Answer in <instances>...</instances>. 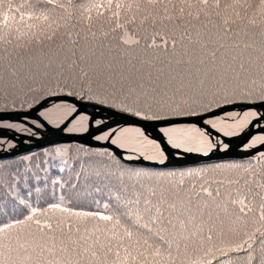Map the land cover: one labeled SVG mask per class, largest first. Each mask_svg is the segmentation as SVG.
I'll list each match as a JSON object with an SVG mask.
<instances>
[{
	"label": "snow or ice",
	"instance_id": "obj_1",
	"mask_svg": "<svg viewBox=\"0 0 264 264\" xmlns=\"http://www.w3.org/2000/svg\"><path fill=\"white\" fill-rule=\"evenodd\" d=\"M158 19L207 21L225 34L244 23L250 32L264 37V0H0V70L19 78L35 67L24 64L22 69L17 68L24 53L43 51L59 41H66L73 48L80 46L82 38H119L129 43L124 34L130 27H142ZM251 47L244 45L245 49ZM59 54L58 51L56 56ZM71 55L76 56L75 51ZM210 55L216 57L215 52ZM258 55L262 65L259 84L251 75L256 68L253 53L249 52L243 61L233 57L231 62H225L221 79L235 76L240 80L248 74L243 88L220 85L221 91L212 93L210 102L199 107L172 109L163 117L152 112L151 106L134 108L127 96L120 99L115 92L109 94L91 87L67 92L61 89L62 95L54 92L48 95L50 89L33 87L31 101L26 100L19 108L13 106L11 111L0 107V264H41L33 256L37 249L40 254L46 251L53 256V259L44 258L46 264H81L83 253L87 252L95 264H177L180 254L185 259L179 264H213V261L222 264L217 252L235 264H264V182L255 178L251 164H227V170L242 171L247 178L237 176L217 183L239 186L243 179L253 198H260L258 218L249 217L251 201L241 196L230 201L237 206L238 214H229L228 204L216 205L228 217L227 224L219 213L214 218L207 205H194L190 195H181L184 178L199 173L144 170V161L165 165L171 149L176 150L171 153L176 158L183 154L209 157L213 152H227L233 141L225 143L222 136L242 138L240 146L244 151L255 149L251 160H264V48L258 50ZM54 62L48 57L45 67H51ZM59 66L65 65L61 62ZM41 75L46 77L48 73ZM81 75L86 78L88 72L82 70ZM203 83L201 80V94ZM52 96L57 97L55 102ZM101 109L119 110L142 120H171L176 116L190 126L179 127L176 122H170L154 138L140 126H104L106 118H96ZM89 125L99 129L93 137L95 140L107 141L130 154L90 152L83 147L73 151L50 142L51 151L41 153L46 159L37 164L30 153L17 151L23 142L11 144L16 140L15 133H29L31 139L45 129L54 135L71 134L86 132ZM69 155L75 173L73 186L81 181L91 185L105 201L103 204L90 210L73 209L45 199L61 185L62 169L58 163H67L63 158ZM222 167L217 164L209 170ZM201 188L203 194L213 196L208 188L203 185ZM216 194L219 195V189ZM53 211L79 221H91L92 226L81 232L79 226L60 227L58 223L61 236L57 248L55 235L45 239L53 225L47 220L41 225L40 219H34L47 217ZM249 221L253 225L251 231L247 230ZM29 222L37 226L39 235L26 233L20 227ZM189 225L194 227L190 230ZM225 232L235 237L243 232V236L221 240V246L217 247L214 238ZM58 253L66 258H57ZM230 253L235 256H229ZM73 254L81 259L73 260Z\"/></svg>",
	"mask_w": 264,
	"mask_h": 264
},
{
	"label": "trees",
	"instance_id": "obj_2",
	"mask_svg": "<svg viewBox=\"0 0 264 264\" xmlns=\"http://www.w3.org/2000/svg\"><path fill=\"white\" fill-rule=\"evenodd\" d=\"M257 20L259 22L260 17H257ZM86 31L85 29V35ZM128 32L139 39L137 44L129 45L119 38H109L107 40L82 38L80 46L77 48H73L66 41H59L55 46L46 48L43 51L24 53L17 63V68L22 69L24 64L35 65V67L33 71L24 72L19 78L12 77L7 70H0V75L3 76V81L0 82V107H7L11 111L13 106L19 108L26 100L31 101L33 94L30 89L33 87L50 89L48 95L53 92L62 95L61 89L67 92L79 91L82 87H91L109 94L115 92L120 99L127 96L131 107L147 108L151 106L152 112L163 117L169 115L172 109L199 107L210 102L213 99L212 93L221 91L220 85L229 89L236 86L243 88L248 80V74H245L240 80H237L235 76H225L221 79V76H223L225 62H231L233 57H240L243 61L247 58L249 52L253 53L256 63V68L251 74L252 78L257 81V84L260 83V67L262 65L258 50L264 48V37L259 33L250 32L244 23L235 27L232 32L225 34L221 28L213 27L207 21L188 23L186 21L169 22L165 20L161 22L158 19L157 22H149L142 27H130ZM125 37L124 34V39ZM245 44L252 47L245 49ZM60 49H63V51H60ZM58 51L60 54L57 57L56 53ZM72 51H75L76 56L71 55ZM212 52L216 53L215 58L210 55ZM81 56L84 57L83 60L78 59ZM48 57H52L55 61L51 67H45L48 64ZM61 62L65 65L63 68L59 66ZM82 70L88 72L86 78L82 77ZM43 72H47L48 75L46 77L41 75ZM201 80L204 81L203 94L200 92ZM42 99L44 97H41ZM115 111L121 112L119 110ZM172 118L180 117L174 116ZM57 146L70 147L73 151L83 147L76 145ZM83 148L90 152L112 153L108 150ZM46 151H51V148L39 149L30 154L34 157L35 162L40 164L41 160L46 159L41 153ZM63 159L67 160V163H58V167L62 169L60 176L62 183L55 187L45 199L58 201L73 209L90 210L103 204L105 201L91 185L81 181L73 186V176L75 175L72 167L73 159L71 155L65 156ZM229 163L251 164L255 178L264 182V160L252 161L251 158L244 161H224L188 168L163 170L179 173L206 169V172L202 173V176L198 179H190L193 176L184 178L185 189L181 192L182 196L190 195L194 205L198 204L201 207L207 205L212 210L213 217L215 218L219 213L226 224L228 217L216 205L228 204L229 214H238L237 206L231 204L230 201L241 196H247L252 207L249 217L258 218L260 198H253L252 193L247 190L248 186H245L243 181L239 186H229L227 184L221 186L217 182L229 178L221 170H209L217 164L224 167ZM40 166L43 167L42 164ZM144 170L156 172L161 169L144 168ZM192 185L195 187H191ZM202 185L213 192L212 197L203 194ZM215 188L219 189L218 196ZM159 190V186H157V191L159 192ZM255 191L256 189L253 187V192ZM196 193H200L198 198ZM42 205L43 201H41ZM56 212L60 213L59 211H53L48 213L47 217L39 216L34 219H40L41 225L44 224L45 220L53 225L52 232L47 233L45 239L48 235H55L57 248H59L61 233L57 227L58 223L60 227H67L68 225L76 227L78 225L67 222L65 218H61ZM19 214L18 210L17 215ZM218 223L219 221H217ZM207 226L205 225V228ZM20 227L26 233L34 232L39 235L37 226L32 222ZM193 227L194 225H189L190 230ZM252 227L253 225L249 221L247 230L251 231ZM242 236L243 232L240 233L239 237L231 236L225 232L223 235L218 234L213 243L220 247L221 240L239 239ZM79 251L83 252L82 249ZM34 254L37 255L35 259L42 264H46L45 257L53 259V256L48 252L40 254L38 249ZM216 255L219 256L222 264H235V261L229 257L220 256L218 252ZM229 256H235V254L230 253ZM57 258H66V256L58 253ZM71 258L73 260L81 259L75 254ZM184 259L183 254L177 255V264ZM90 260L95 264L90 252L83 253L81 264H88ZM213 264H215V261H213Z\"/></svg>",
	"mask_w": 264,
	"mask_h": 264
},
{
	"label": "water",
	"instance_id": "obj_3",
	"mask_svg": "<svg viewBox=\"0 0 264 264\" xmlns=\"http://www.w3.org/2000/svg\"><path fill=\"white\" fill-rule=\"evenodd\" d=\"M56 99V96H52L53 102H55ZM66 99L71 100L72 97H67ZM88 110L90 112L92 111L91 108H89ZM96 118H106L104 126H140L146 132L147 135L154 138H158L161 134L160 129L170 122H176L177 126H190V124L182 118H172L171 120H142L128 114L117 112L112 109H101ZM98 133L99 129H94L90 125L88 131L85 133H58L54 135L52 131L45 129L40 131L36 137H33L31 139H29V135L15 133L16 140L12 142L14 144H17V142H23L19 144L17 151L25 153H31L39 149L48 148L50 147V142H52L56 145H76L91 149L108 150L111 152H115L117 155H120L121 152H123L124 155L130 154L128 152H125L123 149H118L115 145L109 144L107 141L95 140L93 137ZM221 139H223L225 143H227L229 140L233 141V143L230 145L229 151L224 152L223 150H221L219 152H213L209 157H204L199 154H183L181 158H176L171 154L176 150L171 149L168 161L165 165H157L148 161H144L145 168L181 169L224 161H244L250 159L252 156V152L255 151V149L244 151L240 146L242 141V138L240 137L222 136Z\"/></svg>",
	"mask_w": 264,
	"mask_h": 264
},
{
	"label": "rangeland",
	"instance_id": "obj_4",
	"mask_svg": "<svg viewBox=\"0 0 264 264\" xmlns=\"http://www.w3.org/2000/svg\"><path fill=\"white\" fill-rule=\"evenodd\" d=\"M125 39L126 40H128L129 41V43H127V44H129V45H135V44H137V43H135V41H138L139 42V39L136 37V36H134V35H132L131 33H129V32H127L126 34H125ZM43 100V99H42ZM37 106V105H36ZM26 111V110H25ZM180 127H188V126H180ZM89 128V127H88ZM87 132V131H86ZM76 133H85V132H76ZM26 134H28V133H26ZM203 170H205V171H203V172H201V171H199V170H192V172H195V173H199L198 175H195V176H193V177H191L190 179H198L200 176H202V173H205L206 172V169H203ZM219 170H221L222 172H223V174L227 177V178H234V177H237V176H240V177H244V178H247V176L246 175H241V174H243V172L242 171H240V172H234V171H229V170H227V167L226 166H224V167H222L221 169H219ZM215 171H217V170H215ZM187 172V171H186ZM241 181H243V179L241 180ZM241 183H243V182H241ZM216 190H217V188H215ZM56 213H58V212H56ZM58 215L59 216H61V218H65L66 219V221L67 222H72L73 224H77L80 228H81V232H83V229L85 228V227H91L92 226V223L93 222H91V221H79V220H77L75 217H69L68 215H66V214H62V213H58ZM58 233V232H57ZM74 238H75V236H74ZM39 250V249H38ZM46 252V251H45ZM33 256H34V258L37 256V255H35L34 253H33ZM42 264V263H41Z\"/></svg>",
	"mask_w": 264,
	"mask_h": 264
},
{
	"label": "flooded vegetation",
	"instance_id": "obj_5",
	"mask_svg": "<svg viewBox=\"0 0 264 264\" xmlns=\"http://www.w3.org/2000/svg\"><path fill=\"white\" fill-rule=\"evenodd\" d=\"M20 134L30 135L29 133L26 134V133H24V132H20ZM11 144H14V143L11 141Z\"/></svg>",
	"mask_w": 264,
	"mask_h": 264
}]
</instances>
